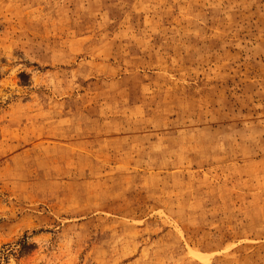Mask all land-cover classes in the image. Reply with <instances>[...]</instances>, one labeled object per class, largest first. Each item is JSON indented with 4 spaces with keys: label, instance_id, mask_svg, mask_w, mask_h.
<instances>
[{
    "label": "rangeland",
    "instance_id": "1",
    "mask_svg": "<svg viewBox=\"0 0 264 264\" xmlns=\"http://www.w3.org/2000/svg\"><path fill=\"white\" fill-rule=\"evenodd\" d=\"M0 264H264V0H0Z\"/></svg>",
    "mask_w": 264,
    "mask_h": 264
}]
</instances>
